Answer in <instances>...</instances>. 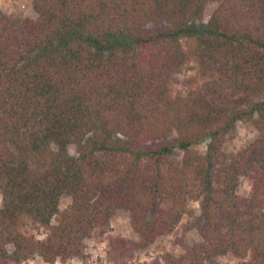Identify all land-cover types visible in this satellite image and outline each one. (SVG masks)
<instances>
[{"label": "trees", "instance_id": "obj_1", "mask_svg": "<svg viewBox=\"0 0 264 264\" xmlns=\"http://www.w3.org/2000/svg\"><path fill=\"white\" fill-rule=\"evenodd\" d=\"M213 1L33 0L35 18L0 12V264L81 256L117 210L136 239L109 235L111 264L180 225L201 239L176 237L181 252L154 264H264V0H218L203 21ZM192 64L214 76L172 92ZM254 115L256 137L226 152L235 123ZM190 201L199 215L182 224Z\"/></svg>", "mask_w": 264, "mask_h": 264}, {"label": "rangeland", "instance_id": "obj_2", "mask_svg": "<svg viewBox=\"0 0 264 264\" xmlns=\"http://www.w3.org/2000/svg\"><path fill=\"white\" fill-rule=\"evenodd\" d=\"M218 4V0L208 3L203 12V21H206L213 9ZM0 12L15 18H35L37 13L33 7V0H0ZM214 73L208 70L200 71L192 64L185 72L178 76V81L173 84L172 92L186 91L200 87L204 82L210 80ZM254 117H245L239 119L223 142V149L226 152H236L249 144L257 135L254 124ZM207 141H200L195 144L194 150L199 154H204ZM70 152L75 154V147L70 146ZM250 190V183L247 179L239 182L238 193L247 195ZM70 198L63 196L60 202V209H64L69 204ZM1 206V194H0ZM199 215V205L197 201H190L188 212L181 220L182 224H191ZM109 235L122 236L130 239H136V234L131 228L129 213L125 210H117L110 220V229L103 235L87 238L84 242V252L81 256H75L66 261L56 260L53 264H111L107 259V241ZM176 237H182L184 241L194 242L201 239L199 231L192 226L184 231L180 225L173 233L159 236L147 247L137 250L128 260V264H154L155 260H160L161 255L166 252L179 254L181 252L179 245H174ZM250 257V254L247 258ZM221 263H238L240 258L232 254L222 255L218 258ZM20 264H50L45 262L39 254H34L31 258Z\"/></svg>", "mask_w": 264, "mask_h": 264}]
</instances>
